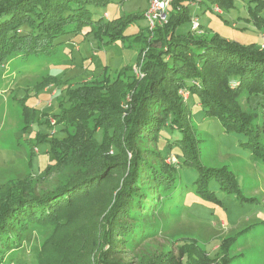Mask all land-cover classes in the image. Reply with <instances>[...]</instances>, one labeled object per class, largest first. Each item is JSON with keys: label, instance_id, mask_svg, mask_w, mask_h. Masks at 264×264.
I'll return each instance as SVG.
<instances>
[{"label": "rangeland", "instance_id": "1", "mask_svg": "<svg viewBox=\"0 0 264 264\" xmlns=\"http://www.w3.org/2000/svg\"><path fill=\"white\" fill-rule=\"evenodd\" d=\"M9 1L0 0V7ZM149 1L112 0L104 7H89L92 20L104 14L108 16L105 21L138 17L126 29V38L119 42L105 44L82 31L62 36L56 41L61 44L48 56L18 55L3 64L0 70V208L8 204L9 193L17 195L22 190L23 195L43 197L38 200L39 205L50 208L49 215L26 226L3 264L93 263L95 255L87 254L94 249V236L109 205L104 185L93 187L92 182L86 181L92 179L96 163L93 161L98 152L95 149L87 152L85 146L81 150L64 149L60 145L64 151L61 150L58 158L53 153V144L76 132L58 119L63 113L71 116L72 109L86 106L88 102L84 101L83 94L94 89V85L106 91L105 85L127 84L132 75L137 77L134 69L139 68L142 41L149 26L143 17ZM258 2L264 5V0H233V8L225 11L215 5L213 11L212 7L206 10L208 5L203 0L189 8V15L198 14L201 27L196 34L201 30L205 37L217 35L228 42L262 47L264 8L258 9ZM190 26V22L181 24L177 31L186 32ZM141 31L145 34L140 35ZM215 90L220 97L229 98L220 83L215 85ZM184 91L180 89L178 94L187 101L182 106L190 114L188 132L195 141L199 162L206 168L231 173L237 183L236 192L222 190L211 180L208 189L214 197L200 198L194 184L198 171L179 158L181 180L175 196L158 195L154 214L144 219L147 227L153 225L151 233L154 234L145 235L141 241L134 240L133 244L128 241L127 250H122L118 257L125 264L159 263L165 255L180 256L179 248L183 244L192 247L194 244L190 243H196L211 263L221 262L226 247L229 251L226 264H264V154L250 150L245 145L244 134L226 132L217 118L206 116L197 94ZM247 97L242 93L234 104L248 115H254L253 122H264L258 112L264 105V97L253 96L246 102ZM174 104L180 106L178 101ZM166 114V111L158 112V117H162L160 122L170 119ZM259 136L264 148V132ZM97 138L101 139V133ZM177 138L175 134L170 137L171 143ZM141 148L145 153L155 151L149 144ZM161 152L166 157L153 154L149 159L158 160L156 164L178 166L177 158L168 154L167 148L162 147ZM174 152L179 151L174 149ZM119 176L110 179L108 185L118 188ZM117 235L120 238L123 234ZM187 262L188 257H182V263Z\"/></svg>", "mask_w": 264, "mask_h": 264}, {"label": "trees", "instance_id": "2", "mask_svg": "<svg viewBox=\"0 0 264 264\" xmlns=\"http://www.w3.org/2000/svg\"><path fill=\"white\" fill-rule=\"evenodd\" d=\"M232 1L205 0L206 10L212 7L214 11L215 5L221 10H229L233 8ZM110 2L112 0H10L0 7V70L7 60L18 55L52 54L51 50L61 44L56 41L62 36L83 31L105 44L126 38V29L138 17L112 21H105L104 16L98 20L91 18L89 7H104ZM193 3V0H173L166 24L146 29L137 63L143 77L132 75L127 84L105 85L108 87L106 91L94 85V89L83 94L84 101L88 102L86 106L72 109L71 116L63 113L60 119L57 118L65 126L79 131L53 144V153H57L58 158L61 150L70 147L82 150L85 146L87 152L92 149L98 152L93 161L96 163L92 179L86 181L92 182L93 187L104 185L109 205L102 217L101 228L94 236V249L87 254L95 255L90 264H110L113 259L116 260L114 264H125L118 254L127 250L128 241L133 244L134 240L141 241L145 235L154 234L151 233L153 225L147 227L146 220L157 208L158 195L175 196L181 180L179 158L198 171L194 184L200 198L214 197L208 189L211 180L222 190L236 192L237 183L231 173L225 169L206 168L199 162L195 141L188 132L190 114L185 106L187 101L178 94L180 89L197 94L206 116L217 118L226 132L244 134L247 136L245 145L255 154H264L259 136L264 132V122H253L254 115H248L250 113L234 104L242 93L248 96L246 102L253 96L264 97V46L240 45L217 35L205 37L201 30L200 34L192 31L191 26L190 30L179 33L178 26L187 22L191 24L193 19L201 27L198 14L189 15ZM258 7L262 10L263 3L258 2ZM251 15L254 17V13ZM145 33L141 31L140 35ZM219 83L229 98L217 94L215 85ZM175 101L180 106L174 104ZM260 107L259 116L264 117V105ZM161 111L167 112L168 121L160 122L162 117H158V112ZM78 125L82 127L78 128ZM100 133L101 139H98ZM174 134L179 138L171 143L170 137L173 138ZM147 144L159 158L166 157L161 148H167L168 154L177 158L178 166L154 163L158 160L149 159L153 154L145 153L141 148ZM60 145H64V149ZM116 175L121 177L118 188L107 183ZM9 195L8 204L0 208V264H3L7 252L15 249L26 226L32 220L50 214L48 205L38 203L43 197L23 195V190L20 194ZM117 233L123 235L118 238ZM190 244L194 245L183 244L179 248L178 257L163 254V261L149 264H183L182 257L186 256L188 264H226L225 256L229 253L226 247L221 262L211 263L196 243Z\"/></svg>", "mask_w": 264, "mask_h": 264}, {"label": "built area", "instance_id": "3", "mask_svg": "<svg viewBox=\"0 0 264 264\" xmlns=\"http://www.w3.org/2000/svg\"><path fill=\"white\" fill-rule=\"evenodd\" d=\"M173 0H150L149 1V9L145 13V17L149 23V30L154 29L157 26H161L166 24L167 22V14L169 5ZM201 0H193V4L199 3ZM199 27L197 20L193 19L191 21V30L197 31ZM135 67L134 75L136 74L137 78L141 77L140 68ZM185 92V91H184Z\"/></svg>", "mask_w": 264, "mask_h": 264}, {"label": "crops", "instance_id": "4", "mask_svg": "<svg viewBox=\"0 0 264 264\" xmlns=\"http://www.w3.org/2000/svg\"><path fill=\"white\" fill-rule=\"evenodd\" d=\"M104 17L107 19L108 18V16L106 15V14H104Z\"/></svg>", "mask_w": 264, "mask_h": 264}]
</instances>
